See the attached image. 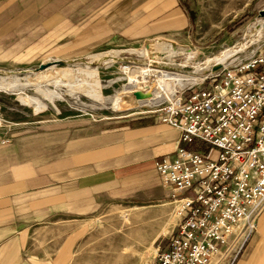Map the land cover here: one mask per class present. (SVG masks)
<instances>
[{
	"label": "rangeland",
	"instance_id": "obj_1",
	"mask_svg": "<svg viewBox=\"0 0 264 264\" xmlns=\"http://www.w3.org/2000/svg\"><path fill=\"white\" fill-rule=\"evenodd\" d=\"M177 1L189 18L186 29L133 40L114 35L81 49L32 41L28 46L13 44L8 50L3 33L8 27L3 17L8 0H0V81L20 80L15 85L18 91H0V180L7 170L15 176L26 167L30 173L52 174L58 162L91 163L97 169H119L126 177L141 179L119 187L124 194L87 216H52L23 232L31 240L29 252L41 258L39 262L154 264L157 254L167 248L179 220V205L174 201L180 197L174 198L172 188L155 173L157 157L150 163L139 160L148 151L171 153L179 132L162 123L159 115L146 113L142 99L135 95L139 86L134 85L141 83H133L135 75L123 69L147 68L154 55L163 62L154 60L153 68L166 74L204 78L215 59L243 46H248L243 49L246 53L255 49L264 29V0ZM44 46L56 49H34ZM77 65L99 71H85ZM39 73L63 83L57 91L65 101L48 103L45 91L35 86ZM160 78L167 83L178 81L165 75ZM67 84H77L83 91L69 94ZM23 85L28 86L22 90ZM156 85L141 86L151 88L160 98L157 87H164ZM49 89L55 90L52 85ZM24 93L49 107L43 110L25 104L26 99L19 96ZM118 95L125 99L122 112L113 110Z\"/></svg>",
	"mask_w": 264,
	"mask_h": 264
},
{
	"label": "built area",
	"instance_id": "obj_2",
	"mask_svg": "<svg viewBox=\"0 0 264 264\" xmlns=\"http://www.w3.org/2000/svg\"><path fill=\"white\" fill-rule=\"evenodd\" d=\"M256 45L213 66L197 84L173 82L160 98L138 91L141 103L154 104L146 113L179 132L174 155L156 164L181 208L154 264H235L258 232L264 213V36Z\"/></svg>",
	"mask_w": 264,
	"mask_h": 264
},
{
	"label": "crops",
	"instance_id": "obj_3",
	"mask_svg": "<svg viewBox=\"0 0 264 264\" xmlns=\"http://www.w3.org/2000/svg\"><path fill=\"white\" fill-rule=\"evenodd\" d=\"M6 7L3 17L8 27L3 33L8 50L13 44L28 46L32 41L81 49L114 35L133 40L189 25L185 9L174 0H8ZM53 46L34 49L55 50ZM178 142L171 153L148 151L139 161L150 163L157 157L156 169L158 162L174 155ZM113 170L83 162H58V170L52 174L30 173L26 167L11 176L7 170L0 180V264H43L29 252L31 240L23 232L52 216H87L124 194L119 187L141 182L140 178L126 177L124 171ZM155 173L160 178L157 169ZM235 264H264V213L258 232L247 241Z\"/></svg>",
	"mask_w": 264,
	"mask_h": 264
},
{
	"label": "bare ground",
	"instance_id": "obj_4",
	"mask_svg": "<svg viewBox=\"0 0 264 264\" xmlns=\"http://www.w3.org/2000/svg\"><path fill=\"white\" fill-rule=\"evenodd\" d=\"M259 35H260V37L262 35H264V29L262 31H260ZM247 47L248 46H243L240 50H243V49H245ZM238 51L239 50L232 51V52L228 53L227 56H225V58H223V59H221V58L220 59H215L213 61V62H215L214 65L226 63L228 61V59L230 57H232ZM164 57L166 58V56H164ZM145 58H148V57H145ZM150 59H151V57H150ZM159 59L160 60H158L157 63L158 64H160V63L162 64L163 58H159ZM113 61H115V59ZM210 66H212V65H210ZM76 67H80V68L84 69L85 71H89V72H97V71H99L98 68H93V67L91 68L90 66L77 65ZM123 70L126 73H128V74L129 73H132L133 75H135L134 78L131 77L133 83H138V84L141 83L139 85H134V87L135 86L136 87L139 86V88L136 89V91L143 92L146 95H149L151 93L152 94H155V93L152 92V91H150L151 88H148L147 86L142 87L141 85L147 84V85H151V86L154 85L155 86L156 84H158L159 86L164 87V88L161 89V88L157 87V85H156V87L158 88L159 92L161 90H163V91H165L167 93L168 91H170V90L173 89V85H175L174 83H176V86L184 87V86L191 85V84H197V83H199L203 79L201 77H192V76H188V75L187 76H182V74L181 75H177V76H176V74H166L165 72H163V71H161V70H159L157 68H153V67H149V66L147 68H145V67L142 68V70L137 69V68H134V67L133 68L126 67ZM164 75L165 76H169L171 79H177L178 81L169 80L168 83H167V82L163 81L160 78V77H162ZM36 78H37V80H40V82L35 85L36 86V89L37 90H43V91H45V95L44 96H46L48 98V103L49 104L50 103H54V102H58V101H65L64 94L60 93L61 91L60 92L57 91L58 89H60V88L63 87V86H60V85L63 84L61 81L56 80L52 75L47 74V73H42V74L39 73V74L36 75ZM184 78H186V79L184 80ZM61 79L64 80L63 77ZM75 79H76V82H78L79 79L78 78H75ZM135 80H136V82H135ZM18 82H20L19 78L15 81V83H8V82L0 81V91H4L6 93H8V89H10L11 91H18L19 89L17 90V88L15 86ZM28 82L30 83V81H28ZM50 85H52L55 88V90H50L49 89V86ZM27 86L28 85H23L22 90L25 87H27ZM65 87L67 88V92H69V94H73L76 91H83V90L78 89L77 84H75V85H69V84H67V85H65ZM85 89H86V84H85L84 90ZM130 90H131V87H130ZM160 94H162V93H160ZM156 95H158V93H156ZM19 96H23L26 99L25 104L34 106L37 109H43V110H45V109H47L49 107V104L47 105V104L40 103L42 101L39 102V101L34 100L27 93H24L23 95H19ZM124 100H125L124 98H121V96L118 95V97L115 100V104L113 106V110L114 111H118V112H122L123 111ZM153 106H154L153 103H147V104L146 103H142L141 104V107L142 108H145L144 109L145 111L148 110V109H151ZM174 204L179 205L178 208H177V210H178L177 211V216H178V212H179V210L181 208V202H180V200H177V201H174ZM165 205H167V204H165ZM165 205H159L157 207H161V206H165Z\"/></svg>",
	"mask_w": 264,
	"mask_h": 264
},
{
	"label": "water",
	"instance_id": "obj_5",
	"mask_svg": "<svg viewBox=\"0 0 264 264\" xmlns=\"http://www.w3.org/2000/svg\"><path fill=\"white\" fill-rule=\"evenodd\" d=\"M262 15H264V11H262ZM148 48H150V46H147ZM137 98H143V95L140 93H136L135 94Z\"/></svg>",
	"mask_w": 264,
	"mask_h": 264
},
{
	"label": "trees",
	"instance_id": "obj_6",
	"mask_svg": "<svg viewBox=\"0 0 264 264\" xmlns=\"http://www.w3.org/2000/svg\"><path fill=\"white\" fill-rule=\"evenodd\" d=\"M243 23H237L236 25L239 26V25H242Z\"/></svg>",
	"mask_w": 264,
	"mask_h": 264
}]
</instances>
